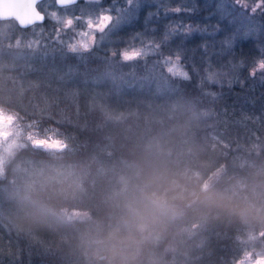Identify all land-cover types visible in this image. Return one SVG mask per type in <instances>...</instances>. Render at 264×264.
Masks as SVG:
<instances>
[{
    "label": "trees",
    "instance_id": "16d2710c",
    "mask_svg": "<svg viewBox=\"0 0 264 264\" xmlns=\"http://www.w3.org/2000/svg\"><path fill=\"white\" fill-rule=\"evenodd\" d=\"M43 1L38 4L40 9ZM197 3L201 5L202 2ZM198 9H193V18L191 16L189 20L197 23L198 17L205 16V10ZM47 19L32 26L46 25ZM15 27L17 31L31 28L16 24ZM136 29L123 26L120 36L127 34V30L134 34ZM201 40L196 36L189 42L191 47H197L194 53L198 59L196 66L201 62L199 57L208 56L200 45ZM107 53L102 48L93 47L81 55H65V62L79 69V72H73L79 83L74 97L69 94L72 85L67 83L69 102L63 101V93H58V86L47 80L44 71L31 72L30 80L35 82V87L27 89L22 104L0 91V103L12 108L20 117L36 120L41 129L57 131L64 143L63 147L52 152L31 144L17 149L4 176L0 177V206L6 210L12 204L5 202L6 189L19 188L47 209L77 207L87 210L101 231L100 238H104L108 246L112 242L123 243L124 237L134 241L140 238L137 233H127L125 229L115 227L122 221L118 219L120 210L110 204L109 197L116 187L109 182L108 172L122 169L124 175L133 177L131 173L138 170L146 179V189L152 192V196L162 201L165 199L178 209L175 211L178 218L169 222L165 231L157 226L155 232L163 233V237L156 242L155 239L148 240L141 249L140 260L146 262L147 248L159 247L161 250L175 237L189 238L187 243L192 244L191 229H197L196 233L203 238L200 250H196L199 258L192 264H235L245 250L243 242L248 236L244 223L246 214L258 215L255 230L262 231L264 238V72L252 75L243 67L242 81L218 84L210 83L200 71L189 65L190 78L175 80L178 90L175 94L179 96V105H193L195 110L188 108L186 112L165 116L160 121L145 115L114 121L103 112L93 97V89L83 79L106 70ZM246 59L252 62L250 58ZM133 97V106L141 103L145 107V101L154 96ZM151 101L162 102L156 98ZM198 111L208 116L192 121V115ZM157 141L164 148L161 153L156 151ZM49 164L81 173L85 179L82 185L88 191L78 192L76 198L64 196L58 187L44 185L41 177L28 176L27 172L15 169L24 166V170H29ZM85 223L78 222L79 228H84ZM4 225L0 222V253L8 256L16 249L18 258L14 264H86L82 250L73 248L77 245V238H74L78 237L76 227L70 228L74 234L70 241L76 242L69 245L62 240L59 243L60 236L53 238V242L48 236L37 233L32 237L26 229H19L12 223L6 224L11 228L8 233ZM18 240L20 250L15 248Z\"/></svg>",
    "mask_w": 264,
    "mask_h": 264
},
{
    "label": "rangeland",
    "instance_id": "374dc122",
    "mask_svg": "<svg viewBox=\"0 0 264 264\" xmlns=\"http://www.w3.org/2000/svg\"><path fill=\"white\" fill-rule=\"evenodd\" d=\"M180 1L181 3L175 0H134V3L129 4L126 0H80L75 5L62 8L56 6L55 0H45L41 5V11H44L48 18L46 25H35L28 30L17 31L14 23L0 22V91L11 95L14 101L22 104L27 89L35 87V82L30 80L31 72L44 71L47 80L58 86V93L59 91L63 93V101L69 102V94L74 97L78 93L79 83L73 72H79V69L65 62V55L72 52L68 51L64 44L74 38V32L83 30V25L76 23L72 29H66L60 21H66L74 16H96L101 11L110 10L113 17L124 18L107 33V38L103 42L94 46L108 52L106 58L108 61L104 68L106 70L103 69V72L94 77H83L85 83L93 89L95 93L93 97L107 117L114 121H122L128 116L145 115L146 118L160 121L165 116L186 112L188 108L193 111L195 110L193 105V107L184 106V103L179 105V96L175 94L178 91L175 80L179 78L167 72V66L163 64L164 58L175 59L179 56L180 66L189 78L188 66L191 65L210 83L240 82L243 67L247 73H252L258 62L264 60V15L260 10L255 15H250L237 7L234 0ZM197 2L202 3L200 5ZM177 4L186 6L181 7ZM177 8L182 9L181 13L174 11ZM194 8L205 10V16L198 17L197 23L194 21L195 24L193 19H188L192 16ZM52 13L56 14V18H53ZM123 26L129 30L137 29L134 34L127 30V34L120 36ZM57 33L60 35V42L56 41ZM137 36L139 38H134ZM196 36L202 39L200 45L208 55H203L201 59L199 57L201 62L198 67L195 65L198 59L194 56L197 47L189 45L190 40ZM96 38L99 41L100 35L97 34ZM147 43L158 45V51L134 61L125 62L121 59L120 53L125 49L140 48ZM30 44L33 46L29 47ZM37 44L39 46H36ZM246 58H250L252 62ZM258 72L260 71H256L255 75ZM209 73L215 74L214 80L208 79ZM67 83L72 85L69 94ZM137 95L143 97L151 95L156 101L160 99L162 102L155 103L151 101L153 99L142 100L147 102L145 107L141 103L133 106L131 100ZM207 116L206 113L198 111L191 119L195 121ZM59 136L57 131L50 128L41 129L36 120L20 117L12 108L0 103V177L4 176L6 166L17 149L31 144L52 152L64 146ZM160 144L157 141L155 145L158 146L157 153L164 149ZM15 169L27 172L28 176L41 177L44 185L58 187L64 196L76 198L78 192L88 191L83 186L85 183L83 175L77 174L75 169H58L51 164L29 170H24V166ZM125 171L127 172V169ZM108 173L109 182L114 183L116 187L109 197L110 204L120 210L118 219L122 221L115 223V227L125 229L127 233H137L139 240L132 241L124 237L123 243L112 242L111 246H108L105 239L100 238L101 231L87 210L77 207L47 209L22 193L19 188L5 190V202L8 205L10 202L12 204L6 210L0 206V222L5 224L4 226L12 223L19 226V229H26L32 237H35V233L43 237L48 236L50 242H53L56 236H60L59 243L63 241L62 243L72 245L77 241L73 248L77 251L82 250L86 264L107 262L114 264L113 261H117L118 264H192L193 260L199 258L196 250H200L203 237L198 236L197 229L194 231L191 229L193 245L187 243L189 238L175 237L161 250L159 247L147 248L149 256L146 262L140 260L139 255L144 244L148 240L155 239L156 242L163 237V233L155 231L158 227L165 231L169 222L176 221L178 213L175 211L178 209L165 199L162 201L152 196V192L149 193L146 189L148 184L146 179L138 170L131 173L133 177L126 173L124 175L122 169L115 172L109 170ZM258 218V215L252 212L245 215L244 223L247 225L245 232L248 236L243 242L245 250L235 264H257L258 261L264 260L262 231L255 230ZM81 221L86 223L84 228L80 229L78 222ZM6 227L4 228L10 233L11 228ZM72 227H76L74 229H77L78 237H74L77 239L71 243L70 237L74 236L70 232ZM16 245L15 248L20 250L19 240ZM16 254V249L10 251L8 256L0 253V264H14L18 258Z\"/></svg>",
    "mask_w": 264,
    "mask_h": 264
},
{
    "label": "snow or ice",
    "instance_id": "6c2138e0",
    "mask_svg": "<svg viewBox=\"0 0 264 264\" xmlns=\"http://www.w3.org/2000/svg\"><path fill=\"white\" fill-rule=\"evenodd\" d=\"M127 3L132 4L134 0H126ZM40 0H0V22L9 21L15 22L21 28H26L37 21L43 20V15L37 10V5ZM78 0H55L57 7L68 8L75 5ZM237 7L242 8L250 15H255L258 10L261 14H264V0H234ZM182 9H174L179 13ZM115 11H117L115 9ZM53 18H56V14H51ZM123 16L113 17L110 10L101 11L96 16L83 15L74 16L66 21L60 22L66 29H72L74 24L81 23L83 30L74 32V38L64 44V47L72 53H83L91 50L96 44L103 42L107 38V33L112 28L119 24L123 19ZM97 34L100 35V40H97ZM139 38V36L134 37ZM56 41L60 42V35L57 33ZM63 43V42H62ZM143 43V42H142ZM19 46V41H17ZM33 45H29L32 47ZM36 46H39L38 44ZM159 46L153 43L144 44L140 48L130 47L120 53L121 59L125 62L134 61L149 54H155L158 51ZM115 55V54H113ZM163 64L167 66V72L174 77L188 79V74L180 66V58L177 56L175 59L171 57L164 58ZM256 71L264 72V60L258 62L256 69L251 73L255 75ZM209 80L215 79V74L209 73Z\"/></svg>",
    "mask_w": 264,
    "mask_h": 264
},
{
    "label": "water",
    "instance_id": "95a60500",
    "mask_svg": "<svg viewBox=\"0 0 264 264\" xmlns=\"http://www.w3.org/2000/svg\"><path fill=\"white\" fill-rule=\"evenodd\" d=\"M41 1H43V0H40V2H41ZM78 1H79V0H78ZM38 4H39V3H38ZM37 10H38V11H40V12L42 13V15H43V17H44V18H43V20H42V21H37L36 23H38V22H39V23H42V22H44V21H45V19H46V14H45V12H44V11H41V9L39 8V6H38V5H37ZM36 23H34V24H36ZM34 24H32V25H34ZM32 25H30V26H32ZM39 143H41V142H39Z\"/></svg>",
    "mask_w": 264,
    "mask_h": 264
},
{
    "label": "clouds",
    "instance_id": "9594fccd",
    "mask_svg": "<svg viewBox=\"0 0 264 264\" xmlns=\"http://www.w3.org/2000/svg\"><path fill=\"white\" fill-rule=\"evenodd\" d=\"M257 264H264V260L258 261Z\"/></svg>",
    "mask_w": 264,
    "mask_h": 264
},
{
    "label": "flooded vegetation",
    "instance_id": "af4514ba",
    "mask_svg": "<svg viewBox=\"0 0 264 264\" xmlns=\"http://www.w3.org/2000/svg\"><path fill=\"white\" fill-rule=\"evenodd\" d=\"M79 1H80V0H79ZM79 1H78V2H79Z\"/></svg>",
    "mask_w": 264,
    "mask_h": 264
}]
</instances>
